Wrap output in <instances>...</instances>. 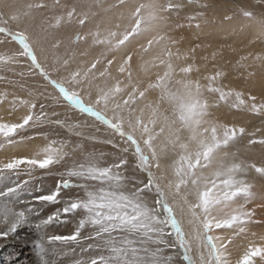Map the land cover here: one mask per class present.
Wrapping results in <instances>:
<instances>
[{"label":"rangeland","instance_id":"374dc122","mask_svg":"<svg viewBox=\"0 0 264 264\" xmlns=\"http://www.w3.org/2000/svg\"><path fill=\"white\" fill-rule=\"evenodd\" d=\"M10 1L11 4H6L0 0V166L20 158L39 161L46 155L56 161L47 169L31 163L18 164L11 170L0 169V193L16 189L8 198L0 197V206L17 220L11 228L1 220L0 229L11 234L12 228L25 227L20 244L39 240L43 245L25 252L29 264H41V252L48 264H75L78 260L89 264L96 256L84 257L83 250L112 252L113 245L106 241H115L114 246L117 250L123 248L129 260L147 256L141 233L120 231L95 236L102 226L92 225L89 217L93 212L109 214L105 208L85 211L81 207L66 217L65 222L58 219L39 228L33 225L45 219L54 208H63L69 199L82 201L77 190L89 195L104 192L106 203L133 196L141 182L148 180L142 170L145 168L153 173L155 182L164 190L167 202L173 204L175 200L177 218L183 226L182 220L194 217L181 196L169 191L160 170L165 162L162 163V158L166 154L173 155L185 172L191 163L194 166L191 172L198 177L206 162L201 157L197 165L198 152L190 153L183 141L196 130L199 135L206 133L204 126L207 125L216 129L220 139L225 129L237 127L235 136L223 144L231 147L230 154L234 153L238 161L250 162L241 154L245 145L261 147L260 140L264 142V0H130L120 11L114 9L124 0ZM106 2L110 15L128 10L132 13L125 26H118L116 22L112 26L103 16H97L95 25L88 24L96 14L93 6ZM151 2L156 3V11H145L149 14L144 16L142 10ZM154 21L157 22L154 24ZM211 35L218 43L213 42ZM128 39L134 40L131 46L124 44ZM183 42H189V49L196 58L200 51L204 52L201 58L206 59L208 48L217 54L214 73L222 80L203 85L211 106L203 107L206 110L200 112L207 115L205 123L204 118L199 119L201 126L189 120L192 105L183 104L180 99L176 104L174 101L175 94H179L177 84L181 81L178 73L183 72V63L179 61L182 55L185 57L182 45L186 43ZM185 62H188L186 71L193 69V58ZM174 67L178 69L174 71ZM221 87L226 95L220 91ZM225 96L233 97L230 104ZM153 100L155 102L151 103ZM225 104L233 113L227 122L222 121L219 112L215 114L216 109ZM140 105L153 111L144 120L137 114ZM139 155L148 157L145 165H140ZM120 160L127 162L119 169L113 167ZM106 168L112 169L113 176L119 173L120 178L93 176L89 172ZM69 172L77 175L69 176ZM184 178L188 183L181 187V194L192 190L191 178ZM58 180H69L73 185L84 187L61 188L54 205L33 200L37 195L56 191ZM143 196L150 207H156L153 192L146 190ZM188 196V201L195 203V197ZM254 201L250 198L244 204L238 198V206L245 211L255 210L254 217L259 216V209L263 215L264 205L260 208L261 204ZM181 207L183 212L179 210ZM81 220L85 221L83 227ZM203 222L200 223L202 237ZM249 223L242 225L246 228L244 232L238 231V225L216 228L218 239L212 235L213 228L208 233L218 251L222 249L227 253L222 259L229 264H236L239 252L243 253L245 247L256 245L253 236L263 238V234L258 235L262 230L251 228L250 220ZM77 230L79 238L74 242L48 241L49 237L69 235ZM127 240L137 242L125 244ZM11 241L13 243L4 241L10 245L6 255L19 250L18 246H11L16 238L12 237ZM89 244L91 249H88ZM205 247L208 248L207 264H215L210 261L211 247ZM121 260H113L111 264H121ZM259 261L256 264H261ZM176 264L183 262L178 259Z\"/></svg>","mask_w":264,"mask_h":264},{"label":"snow or ice","instance_id":"6c2138e0","mask_svg":"<svg viewBox=\"0 0 264 264\" xmlns=\"http://www.w3.org/2000/svg\"><path fill=\"white\" fill-rule=\"evenodd\" d=\"M31 55V53H29ZM63 91V89H61ZM27 121H25L26 123ZM14 127V126H13ZM242 131V130H241ZM2 134V133H0ZM14 134V130H13ZM223 139L221 140L217 134L216 129L213 128L212 143L209 144L206 141H201L202 152H198L196 164L200 163V158L202 157L207 166V162H210V154L213 152L214 148L222 143H227L229 139L235 136V129H225L223 132ZM140 150L137 148V154ZM183 159L187 160L188 157ZM148 157L139 155L140 165H145L147 163ZM55 159L52 156L46 155L43 160H29L27 158H20L17 162H9L5 165L0 166V169L11 170L18 166V164H35L41 169L49 168ZM126 160H120L119 163L115 164L113 167L119 169L124 164ZM158 166V165H157ZM188 171L185 172L183 167L177 166L174 169V175L177 177L175 183L169 182V191L174 194V196H181L184 204L187 205L188 212L200 222V217L204 216L203 222V242L205 245L211 247L210 261H215V264H229V261L222 259L227 253L218 251L217 247L212 243L213 237L208 235L209 231L215 228H232L233 225H238V231L244 232L246 228L242 225L249 222L250 218L254 215V210L245 211L243 207L238 209H232L231 212L225 213V216L217 219L210 216L211 210L222 202H227L237 195H244L246 198L250 197V193L247 187H236V180L233 177L227 179L219 180V184L223 185V189L217 187V180L221 176H228L232 172L231 168L228 169H217L214 173V179L209 182L207 178L201 180L200 177H194L191 172V163L187 165ZM146 172L148 180L146 183L141 182V187L136 190V192L131 197H122L120 201H109L108 203L103 202V200H90L88 202L83 201H72L65 204L63 208H54L49 215L41 220L38 224L33 225V227L39 228L41 226H47L56 220L65 222V218L74 213L81 207L85 211H90L91 209H101L105 208L109 210V214L105 215L103 212H93L89 217V221L92 225H101L100 231L95 234V236H101L107 233L128 231L132 233H141V242L145 244L144 252L147 256L141 258L136 257L134 260H129L126 255H124V249L117 248L114 246L115 241H106L105 243H110L113 246L111 251L114 255L104 257L97 256L91 258L89 264H111L113 260H121V264H176V261L182 260L183 264H193V261L189 255V249L186 246V240L183 233L180 220L177 218L176 214V204L175 200L173 204L167 202V196L164 190L160 187L158 183L155 182L153 173L150 170L142 168ZM90 174L95 176L99 175L101 177H108L109 179H119V173L116 176L112 175V169L106 168L103 170H89ZM69 176L77 175L75 172H69ZM190 177L192 183V190L190 193H184L181 195L180 189L182 186H186L188 180L184 177ZM211 183V186L209 184ZM73 187H84V185H73L69 180H58L57 190L44 195H37L33 197L36 202H45L48 204H56L58 202V197L60 195V189H71ZM153 192L156 199L153 203L156 205L155 208L150 207L146 202V198L143 196L145 191ZM15 188L6 189L3 193H0V197L10 196ZM191 194L195 197V203L189 202L187 197ZM224 207L227 204L224 203ZM115 209V212L112 210ZM199 209V212H197ZM183 212V207L180 208ZM19 215H23L20 213ZM105 221L109 223L105 224ZM215 221V223H213ZM115 222V223H113ZM85 221L81 220L80 224L83 227ZM25 227H14L11 230V234L6 229H0V264H29V257L25 255V252L32 248H42L43 245L39 240H32L25 244H20L21 234L25 233ZM16 238L15 244L12 247H19V250L14 253L5 254L8 247L6 240ZM79 238V230L74 231L69 235H55L48 238L51 243L53 241L59 242H74ZM137 241L127 240L124 241L125 244H135ZM153 245L154 247L149 248L147 245ZM99 247V246H98ZM92 245H88V249H91ZM119 251V255H116ZM133 251H136L133 249ZM176 253L180 255L177 256ZM41 264H48L47 259L44 257L43 253H40ZM259 259L261 264H264V248L251 247L249 246L236 261V264H256V260ZM75 264H84L83 260H78ZM201 264H205L203 258H201ZM210 264V262H209Z\"/></svg>","mask_w":264,"mask_h":264},{"label":"bare ground","instance_id":"6f19581e","mask_svg":"<svg viewBox=\"0 0 264 264\" xmlns=\"http://www.w3.org/2000/svg\"><path fill=\"white\" fill-rule=\"evenodd\" d=\"M2 1H3V3L11 4L10 0H2ZM143 1H145V0H143ZM129 2H130V0H124L122 2V5L118 6L117 7L118 9H114V10L115 11H117V10L120 11V8L121 7H125L127 4H129ZM12 4H14V3H12ZM106 4H108V3L107 2L105 4L103 3L100 6H97L95 4L93 6L95 11H96V14H94V17L90 19V22L88 24L95 25L96 22H97V16H103V17H105L106 19H108L110 21L112 26H115L116 23H118L117 24L118 26H120L119 24L125 26L126 25L125 23L127 21H129V16L132 13H130V11L128 10V11H126L124 13L123 12H121V13L116 12L115 16H113V14L110 15L108 13V10H109L110 6H108ZM145 5H148V6H146V8L144 7V9L142 10L143 13H144V16L146 14H149L148 12H145V11H151V10H155L156 11V3H152L151 2V3L145 4ZM16 6H18V5L16 4ZM122 10H125V9L123 8ZM155 11H151L150 13H153V12L155 13ZM140 15H141V12H139V16ZM158 16H159V14H158ZM142 20H143V18H142ZM156 22L154 21V24ZM129 23L132 24V21L130 20ZM144 23H145V21H144ZM86 32H88L87 29H86ZM211 37H212V40L215 39V37H213L212 35H211ZM137 42H139V41H137ZM213 42L214 43H218L216 40H213ZM133 43H134V40L133 41H129V39H128L127 42L124 43V44H128V46L129 45L131 46ZM183 43H186V42H183ZM87 44H88L87 47H89V43H87ZM83 45H85V44H83ZM182 46H183V49H184L185 57H184V55H182L179 58V61H181V63H183V64H181V65H183V67H181L183 72H181L182 74L178 73V77H179V79H181L180 83L177 84L179 86L178 90H179V94L180 95L179 94H175L176 98L174 99V101H175V104H176L177 100L180 99L183 104L192 105L191 106V112L189 114L190 115L189 120H190V122L193 125L199 126V123H200L199 119L204 118V122L203 123H205V121H207V115H205L206 113H201L200 114V112L202 110H206L207 108H209V106H211L210 98L207 97V93H206L205 89L203 88V85H212L214 82H218L219 83V80L220 81L222 80L220 76H217L214 73L216 71L215 65L218 63L215 60V58L217 57V54L215 52L212 53V51L208 48L207 52H206L207 53V57L205 56L206 59H202L201 58V56H204V54H203L204 52H200V51H197L198 54L196 55L197 56V58H196L194 56L193 51H191L189 49V46H190L189 42L186 43V44H183ZM118 53H120V52H118ZM189 58H193L194 65L192 64L193 65V69H190L189 71H186V68H187L186 65L188 64V62H185V61H189ZM157 61L160 62V60H157ZM208 63L210 64V66L208 65ZM220 65H221V63H220ZM223 68H224V66H223ZM177 69H178L177 67L173 68L174 71H176ZM160 70L162 71L163 69H159V71ZM155 73H157V71ZM187 74L189 75L188 79H186L187 76H188ZM214 77H217V78L215 79ZM200 81H202L203 84H200ZM254 85H255V87H258L256 83H254ZM229 86H230V84H229ZM219 89H220L221 92H223V87H221ZM213 92H215V91H213ZM223 93L226 95L225 91ZM232 98L228 97V96L226 97V99L228 101V104L231 103ZM152 99H154V97ZM147 100L151 101V97H148ZM154 102H155V100H153L151 103H154ZM140 106H141V110H138L137 114L141 116L142 120H144L146 118V116L147 115H151L153 111L151 112V109L149 107H146V106L143 107V105H140ZM187 107H189V106H186V108ZM203 107H205L206 109H203ZM229 108L230 107H228L225 104L222 107H218L216 109L217 112H215V114L217 113L216 115H218V112H219V116L222 119V121L223 122H227V121H229V119L232 118L231 116H233V113L229 112ZM139 109H140V107H139ZM229 117H231V118H229ZM193 125H191V126L193 127ZM201 125L202 124L200 123V126ZM194 128H196V127H194ZM236 128L237 127H235V129ZM204 129H206V133H204L203 135H199L200 133L199 134L197 133L199 130H196V132L192 133L190 138H188L185 141H183L184 147H186V149L190 153L193 154V153H196V152H202L203 151V148L201 147V144H200L201 141H206L209 144L212 143L213 128L207 125V126H204ZM200 132H201V130H200ZM216 134H219V133H216ZM256 140H258V139H256ZM260 141H261L260 142L261 147L258 146V145H252L254 147H249V146L245 145L244 149L241 151L242 152L241 153L242 157L249 159L250 162H245L243 160L238 161V157H236L234 153L230 154L231 153V147L228 146L227 144L224 145L222 143L219 146L215 147L213 152L210 154V162H207V166L203 167V168H201L199 170L198 177H200L201 180H203L204 178H207V180L209 182H211L214 179L213 173L217 169H220V168H223V169L231 168L232 172H230L228 176H221V177L218 178L217 187L222 190L223 189V185L219 184V180H223V179H227L229 177H233L236 180V182H237L236 183V187H247L248 191L250 193H252V195L250 197H248V198H246L244 195H237V196L233 197L231 200H228L227 202H222L221 204L216 205L210 212V216L211 217H215L217 219H220V218L225 216V213L231 212L232 209L240 208V206H238L239 205L238 198L244 204H245V202H249L250 198H251V199L255 200L254 202H256L257 205H258V203L261 204L260 205L261 207L259 206L260 208H262V205H264V142L262 140H260ZM166 156H164L165 158H162V163H163V161H165V162L160 166V170L163 171L162 173L164 174L165 181L168 184H169V182L175 183L177 181V177L174 175V169L177 166L181 167V164L174 160L173 155H171V154L167 155L166 154ZM209 186H211V183L209 184ZM4 190H5V188H4ZM77 192H79L78 194H80L79 198L82 201H85V202H88L90 200H103V202H105L106 199H107V195L104 192L103 193H97V192L94 193V192H92L90 195L84 190H77ZM82 195H86V196L82 197ZM181 195H183V194H181ZM191 197H192V195H191ZM188 198H189V196H188ZM224 203L227 204L226 208L224 207ZM1 206H0V221L4 220V223L6 222V226L11 228V225L13 223L17 222V220H13V214L12 213H7L3 208H1ZM255 208H257V207H255ZM104 211H105V209H104ZM197 212H199V209H197ZM254 212H255V210H254ZM259 212H260L259 216H257V217L253 216V218H250V221H251V228H259L260 230H262V231L258 232V235H262L263 234V238L262 239L253 236L255 238V240H256V241H254L256 243V245H254V247H260L261 248L262 244H264V214L263 215L261 214V210L260 209H259ZM263 212H264V208H263ZM186 217H188V215ZM204 219H205V217L201 216L199 223L197 222V220L195 218H193V219H190V218L188 219L187 218V219L184 220V222L182 220V223H183L182 228L185 229V230L184 229L183 230L185 232L184 236H185V240H186V246L188 247L189 254L193 258V261H194L195 264H201V258H203V261L205 262V264H207V262H206V259H207L206 258V252H207L208 248H206L205 245L203 244V241H201L202 235H201V231H200V223H202L204 221ZM213 223H215V221H213ZM247 225H250V223L248 222ZM233 226L236 227V225H233ZM215 234H216V228L213 227L212 235H213L214 239H218V236H216ZM11 240H8V241L13 243V241H11ZM219 242H217V245L220 244ZM251 242H253V241H251ZM8 249L10 250V248H8ZM241 249H242V247H241ZM246 249L247 248L245 247L243 252ZM219 251L223 252L222 249H220ZM79 252L81 253V251H79ZM111 253L112 252L107 251V249H103V251H96V252H90V251H84L83 250L82 256H84V257L85 256H96V257L97 256H104V257H108ZM241 254L242 253L239 252V256H241ZM239 256H238V259H239Z\"/></svg>","mask_w":264,"mask_h":264}]
</instances>
